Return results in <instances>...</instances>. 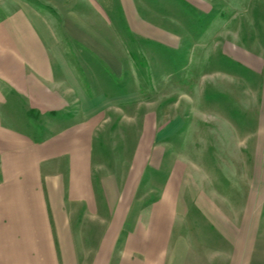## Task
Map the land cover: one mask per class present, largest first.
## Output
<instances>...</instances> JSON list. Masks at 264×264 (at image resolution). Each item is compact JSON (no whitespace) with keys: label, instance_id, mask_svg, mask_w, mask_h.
<instances>
[{"label":"crops","instance_id":"obj_1","mask_svg":"<svg viewBox=\"0 0 264 264\" xmlns=\"http://www.w3.org/2000/svg\"><path fill=\"white\" fill-rule=\"evenodd\" d=\"M48 2L34 11L21 4L0 22V264H264L261 209L255 207L264 204V45L251 49L235 17L226 18L213 0ZM53 3L64 11L65 38L48 15ZM110 20L182 59L210 57L224 66L210 73L209 85L217 118L211 139L229 142L210 154L227 158L219 168L224 181L187 182L182 163L166 167L158 184L144 180L149 168L165 164V146L156 142L166 137H158L161 130L171 133V120L164 115L160 121L149 106L142 111L135 98L124 100L128 85L111 91L101 79L109 70L126 76L127 67L138 77L123 41L93 29L98 21L110 28ZM189 63L179 71L197 76ZM172 75L163 68V82ZM130 89L134 93L132 83ZM30 111L48 125L36 123ZM106 114V124L129 125L111 161L103 157L104 144L101 152L95 143L107 132L100 128ZM178 115L181 128L186 114ZM198 134L185 128L179 135L197 140ZM243 157L246 181L228 175L243 178ZM238 204L244 206L240 222Z\"/></svg>","mask_w":264,"mask_h":264},{"label":"rangeland","instance_id":"obj_2","mask_svg":"<svg viewBox=\"0 0 264 264\" xmlns=\"http://www.w3.org/2000/svg\"><path fill=\"white\" fill-rule=\"evenodd\" d=\"M48 2V0H0V22L1 19L6 17L10 11H12V8H16L17 6L23 4L27 8H31V10H37V7H42V4ZM214 4L216 5V9L219 11H224L226 18L229 16L230 18L234 16V22H235V28L236 30H240V28L243 29V36L246 41L251 43L250 47L251 49H254L258 51L261 47V51L263 49L264 45V29H262L263 23H264V0H213ZM49 4H52L48 2ZM234 6L235 9L230 10L228 13L226 12L227 5ZM54 9L50 8L48 15L51 17L53 16L54 19L58 20L54 26V30L57 36L60 38H65L68 34V27L65 23V17H63L62 9L55 6L53 3ZM78 9H82L80 4H77L76 6ZM66 9V8H65ZM216 11V10H215ZM175 15V14H174ZM215 15V13H211L208 16V19H212V17ZM95 20L98 19V15L94 14ZM89 18V17H88ZM49 19V18H48ZM230 20V19H229ZM109 21V20H107ZM105 24L104 21H101ZM100 21L95 22V25L93 26V29L98 31L102 36L107 37L108 40L112 41L113 39L118 40L120 38L123 41L122 49L126 52L127 55V65H129V60L134 59L132 62L133 65H135V70L138 72V77H134L130 75V71L127 67L128 73H126V76L122 77H116L114 76L115 72L108 71L110 76L102 77L101 79L105 82L106 87L113 91L114 89L118 88H124L126 85V96L123 97V99H129V98H135V100L140 104V106H143L145 110L146 106H149L153 108L157 114L159 115L160 121H163V117L169 116V123H171L170 128V134H164L161 130L160 139L163 138V136H166L165 139H161L160 141H157L156 143L160 144L164 149L166 150V156H165V164L162 165L161 169H151L149 168V173L144 177L145 181H154L156 184L160 183L163 178V170L166 167H170V170L173 168L174 165L182 163L183 165H186L187 168L185 181L187 182L193 181L192 179H198V183L202 182H210L213 181L215 183L221 182L226 177L224 174L220 173L222 172L219 170L222 163L221 160H227V158L224 157H214L210 154L214 152L215 149H221L225 148V145L229 142L225 141H216L212 140V132H214V125L217 121L216 118V111L213 110L214 103L211 100L213 95L211 94L209 90V85L212 81V75L210 74L214 69H223L221 67L220 62L219 66L216 63V61L206 60L205 62H193V60H190L191 58L194 59V55H191L188 60L184 59L185 57H180V55L177 52H173V50H167L162 47H158L152 44H148L147 42H144L143 40H139L136 38H132L131 34L128 33L126 30H121L118 28H115V26H118V22L115 20H110V23L107 22L106 24L110 25V28H107L106 26H102V23ZM209 22V20H208ZM250 27V28H249ZM252 27V28H251ZM239 28V29H238ZM223 31V30H221ZM226 29L223 31L225 33ZM86 32L92 35L91 30H87ZM116 47V46H115ZM112 47V48H115ZM193 47V46H192ZM210 46L203 45V49H209ZM119 52V51H118ZM168 52H172L169 54H166ZM115 53V52H114ZM208 54L207 50L204 52V55ZM131 55V56H130ZM210 56V55H206ZM205 56V57H206ZM166 60L168 61H164ZM91 59H93L91 57ZM190 62V63H189ZM90 63H93L91 61ZM186 63H189L190 66L188 68H192L193 70L195 68L199 69L197 76L188 75L190 73H184L180 72L182 65L185 66ZM223 65V64H222ZM183 66V67H184ZM104 68V67H103ZM163 68H168L172 72V76L170 77V81L168 82V77L165 78L166 82H163ZM94 72H100L101 76L104 74L102 68L96 69L94 67ZM106 70V69H105ZM126 71V72H127ZM192 74V73H191ZM201 74V75H200ZM257 82L255 85H258L259 81L256 79ZM186 81V82H185ZM111 82H115V84H112ZM116 83H119L120 85H116ZM130 83L133 84V91L134 93L130 94ZM253 85V80H252ZM208 86V87H207ZM94 88V87H93ZM221 95V94H219ZM222 96V95H221ZM225 98V97H224ZM125 102V101H123ZM137 103V104H138ZM123 103L124 111H129V103ZM138 104V105H139ZM167 104V109L165 110L164 105ZM145 106V107H144ZM150 108V109H151ZM73 109L69 108V111L72 112ZM115 112V109L109 110ZM111 112V113H112ZM179 112H182L186 114L185 118V124L180 128L178 124V114ZM30 116L32 115V119L36 123H39L41 126L45 127L47 126L46 119L41 118L38 116L37 113L34 111H30ZM34 115V116H33ZM111 115L106 114V117H104L103 121L101 122V126L107 130L106 133H109L108 130L112 129L111 138L106 136L104 134H101L98 142H95L96 144L100 145L101 152L104 151L102 145L104 144L105 148L108 150L109 155L108 157L106 153H108L105 150V153L103 157L104 159H108L109 161L113 158V152H115L114 148L117 146L118 149L120 148V144L122 145V141L120 142L119 134L123 137L125 135V132H128L129 125L122 122L121 124H106L105 119L108 121L110 120ZM114 121V120H112ZM197 121V122H196ZM105 125H104V124ZM38 126L40 127V125ZM63 126V125H59ZM141 126H139L140 129ZM189 129L190 132H194L197 130L198 139L195 140L193 137H190V139L182 140L180 139V132L182 129ZM187 132V131H186ZM168 133V132H167ZM118 134V135H117ZM117 136V137H116ZM186 136V135H185ZM192 136H194L192 134ZM101 137H103L101 139ZM108 144V145H106ZM187 152V156H184V154ZM197 152L198 156H195V153ZM189 154V155H188ZM202 154V155H201ZM110 157V159H109ZM244 158V176L242 178V173L238 172L234 174L233 172H229L228 175L237 177V179H242L244 181L248 178V166H247V157ZM252 159V158H251ZM220 161V162H219ZM171 165V166H169ZM196 168H199L198 173L192 174V170H195ZM230 168V163H229ZM232 168V167H231ZM236 168H239L238 163L236 162ZM167 169V168H166ZM165 169V170H166ZM233 169V168H232ZM202 180V182H201ZM253 181V179H251ZM224 181V180H223ZM261 183H264V172L262 173V180ZM189 185V183H187ZM212 191V190H209ZM215 191V190H214ZM222 193H232L233 190L231 189H221L220 192ZM260 192V196L262 195V189L258 190ZM147 192V189L144 190V193ZM156 192V191H155ZM234 195V194H233ZM259 195V193H258ZM243 207L242 205L238 204L235 205L234 208L236 210L235 213V221H241L242 214H243ZM256 208L261 209V215L258 219V222L260 224V229L264 230V204L262 205H256Z\"/></svg>","mask_w":264,"mask_h":264}]
</instances>
